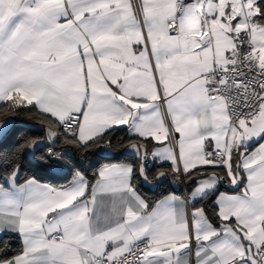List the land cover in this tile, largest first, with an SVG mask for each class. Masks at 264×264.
Listing matches in <instances>:
<instances>
[{
	"label": "snow or ice",
	"instance_id": "6c2138e0",
	"mask_svg": "<svg viewBox=\"0 0 264 264\" xmlns=\"http://www.w3.org/2000/svg\"><path fill=\"white\" fill-rule=\"evenodd\" d=\"M0 264H264V0H0Z\"/></svg>",
	"mask_w": 264,
	"mask_h": 264
},
{
	"label": "trees",
	"instance_id": "16d2710c",
	"mask_svg": "<svg viewBox=\"0 0 264 264\" xmlns=\"http://www.w3.org/2000/svg\"><path fill=\"white\" fill-rule=\"evenodd\" d=\"M123 135V134H121ZM143 190V189H142ZM183 190V189H182ZM146 194L149 196V197H152V198H155V196L153 195V192L151 191H147Z\"/></svg>",
	"mask_w": 264,
	"mask_h": 264
},
{
	"label": "crops",
	"instance_id": "0c3cea01",
	"mask_svg": "<svg viewBox=\"0 0 264 264\" xmlns=\"http://www.w3.org/2000/svg\"><path fill=\"white\" fill-rule=\"evenodd\" d=\"M179 187H180L181 189H183V188H182V185H180ZM221 190H222V191H228V189H221Z\"/></svg>",
	"mask_w": 264,
	"mask_h": 264
},
{
	"label": "built area",
	"instance_id": "2783aa9c",
	"mask_svg": "<svg viewBox=\"0 0 264 264\" xmlns=\"http://www.w3.org/2000/svg\"><path fill=\"white\" fill-rule=\"evenodd\" d=\"M182 188H183V191H186V188H185V186H183V185H182Z\"/></svg>",
	"mask_w": 264,
	"mask_h": 264
}]
</instances>
